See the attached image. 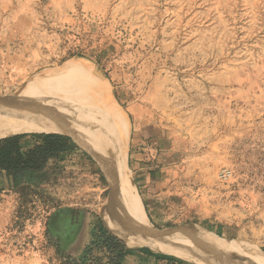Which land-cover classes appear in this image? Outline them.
Here are the masks:
<instances>
[{
    "label": "rangeland",
    "instance_id": "obj_1",
    "mask_svg": "<svg viewBox=\"0 0 264 264\" xmlns=\"http://www.w3.org/2000/svg\"><path fill=\"white\" fill-rule=\"evenodd\" d=\"M32 83L85 90L98 115L121 108L135 187L133 130L157 126L182 143L153 201L136 188L153 227L197 226L264 252V0H0V95ZM82 147L51 164L43 199L21 197L0 171V264H86L104 257L105 232L125 242L104 217V171ZM64 208L77 215L68 229L52 222ZM142 247L176 257L130 248Z\"/></svg>",
    "mask_w": 264,
    "mask_h": 264
},
{
    "label": "bare ground",
    "instance_id": "obj_2",
    "mask_svg": "<svg viewBox=\"0 0 264 264\" xmlns=\"http://www.w3.org/2000/svg\"><path fill=\"white\" fill-rule=\"evenodd\" d=\"M70 65L66 64L60 73L70 70ZM56 72L50 76L56 77ZM89 84L86 80L83 86ZM30 86L6 97L0 95V135L63 133L71 135L78 143L80 140L100 163L109 184L105 220L129 247L150 246L176 257L208 264H264V252L241 240H227L197 226L167 231L152 226L127 167L129 122L115 102L110 111L106 108L112 119V125L109 122L111 128L107 124L109 128L103 129L104 118L99 115L104 110H100L99 115V112L95 114L100 107L94 108L95 112L92 110L95 103L90 107L91 99L93 101L91 93L80 90L79 94H74L69 86L65 89L42 88L35 83ZM122 225L130 226L133 234H129Z\"/></svg>",
    "mask_w": 264,
    "mask_h": 264
},
{
    "label": "trees",
    "instance_id": "obj_3",
    "mask_svg": "<svg viewBox=\"0 0 264 264\" xmlns=\"http://www.w3.org/2000/svg\"><path fill=\"white\" fill-rule=\"evenodd\" d=\"M79 149L71 137L61 133L1 134L0 171L10 178L12 188L21 197L33 201L43 199L46 193L43 183L51 164ZM101 237L103 241L97 246L101 250L106 249L104 257L94 258L86 264H123L128 255L138 256L140 264L150 259H154L156 264H192L171 255L154 253L148 247L130 248L108 232Z\"/></svg>",
    "mask_w": 264,
    "mask_h": 264
},
{
    "label": "crops",
    "instance_id": "obj_4",
    "mask_svg": "<svg viewBox=\"0 0 264 264\" xmlns=\"http://www.w3.org/2000/svg\"><path fill=\"white\" fill-rule=\"evenodd\" d=\"M165 133L164 128L145 127L142 124L138 130L132 132L131 163L136 174V188L145 202L153 201L156 194L170 183L168 174L172 172L178 162L180 163L181 156L183 157L184 152H186L185 147L181 148L182 143L170 139L171 136H167ZM159 151L161 153L158 155ZM60 212L61 214L53 221V224L68 229L72 220L77 219L76 211L71 208H64ZM123 264H140V260L136 255H128ZM144 264L156 263L154 259H150Z\"/></svg>",
    "mask_w": 264,
    "mask_h": 264
},
{
    "label": "built area",
    "instance_id": "obj_5",
    "mask_svg": "<svg viewBox=\"0 0 264 264\" xmlns=\"http://www.w3.org/2000/svg\"><path fill=\"white\" fill-rule=\"evenodd\" d=\"M233 177V170L231 168H222L218 172V178L220 181L226 182Z\"/></svg>",
    "mask_w": 264,
    "mask_h": 264
},
{
    "label": "water",
    "instance_id": "obj_6",
    "mask_svg": "<svg viewBox=\"0 0 264 264\" xmlns=\"http://www.w3.org/2000/svg\"><path fill=\"white\" fill-rule=\"evenodd\" d=\"M61 134H63V133H61ZM65 135H67V136H69V137H71L73 140H74V142L80 147V148H83L71 135H68V134H65ZM84 149V148H83ZM85 150V149H84ZM87 151V150H86ZM90 154V153H89ZM91 155V154H90ZM61 214V212L60 211H58V212H56L55 213V215H54V217H53V219L52 220H55L56 218H58V216ZM53 222V221H52ZM158 229V228H157ZM161 230V229H160ZM164 230H172V229H164ZM129 234H133V231H129Z\"/></svg>",
    "mask_w": 264,
    "mask_h": 264
},
{
    "label": "flooded vegetation",
    "instance_id": "obj_7",
    "mask_svg": "<svg viewBox=\"0 0 264 264\" xmlns=\"http://www.w3.org/2000/svg\"><path fill=\"white\" fill-rule=\"evenodd\" d=\"M74 220H75V219H74ZM74 220H72V222H73Z\"/></svg>",
    "mask_w": 264,
    "mask_h": 264
}]
</instances>
